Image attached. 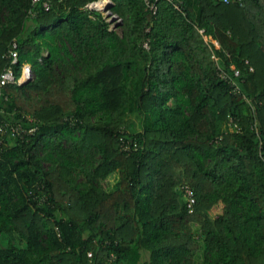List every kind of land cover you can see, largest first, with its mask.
<instances>
[{"label": "trees", "instance_id": "trees-1", "mask_svg": "<svg viewBox=\"0 0 264 264\" xmlns=\"http://www.w3.org/2000/svg\"><path fill=\"white\" fill-rule=\"evenodd\" d=\"M93 1L0 0V264H264V0Z\"/></svg>", "mask_w": 264, "mask_h": 264}, {"label": "built area", "instance_id": "built-area-1", "mask_svg": "<svg viewBox=\"0 0 264 264\" xmlns=\"http://www.w3.org/2000/svg\"><path fill=\"white\" fill-rule=\"evenodd\" d=\"M240 1V0H238ZM148 2V1H147ZM224 2L228 3V0H224ZM38 3H41L43 9L45 11H48L50 8V3L51 0H31V4L36 5ZM102 3V6H98L97 4ZM110 0H97V1H93L90 2L86 5V8L89 10H94V11H103L100 12L103 15V18L110 23V30H115L116 29V25L118 23H120V18H118L116 15L111 14L109 11V5H110ZM101 7V8H100ZM148 10L151 12L152 15H155L157 12V6L155 4H148ZM105 12V13H104ZM30 13V11H29ZM114 27V28H113ZM201 33H203V31H200ZM205 41L208 43H211L215 49H218L219 46L217 44V42L215 40H212L210 37H205ZM144 47H147L146 44H144ZM17 43L15 41H13L11 43V46L8 50V55L9 58L11 60V64L16 63L17 61V57H18V51H17ZM214 58V55L212 56ZM248 62H246L247 64ZM231 71L233 72V76L237 77L239 75V71H237L233 66H231ZM222 78H225V75H222ZM33 79V73L31 70L30 65L25 64L22 66L21 68V72L19 77L17 78L15 76L14 70L12 69V67H7L5 68L2 73L0 74V86H4V85H8V84H17V85H21L24 84L30 80ZM0 96H2V93L0 91ZM7 99V97L5 96V100ZM28 122H31V119H26ZM232 127H236L235 125ZM36 131V127L33 125H25L21 122H17V123H11V122H0V157H1V153H2V146L4 144H6V136H8V138H21L23 139V137L27 136V135H31ZM185 193H186V198L188 199V204L187 207L188 209L191 211L192 210V206L194 204V198H193V194L192 191L189 190L188 188L185 189ZM88 258L92 257V254L89 252L87 254Z\"/></svg>", "mask_w": 264, "mask_h": 264}, {"label": "rangeland", "instance_id": "rangeland-1", "mask_svg": "<svg viewBox=\"0 0 264 264\" xmlns=\"http://www.w3.org/2000/svg\"><path fill=\"white\" fill-rule=\"evenodd\" d=\"M103 13V11H100ZM105 13V12H104ZM116 29L118 31V33H121V28H122V25H121V21L120 23H118L116 26ZM114 28V27H113ZM221 208H222V205L221 203H217L215 207H213L210 211V215L212 217L216 216V215H219L221 213Z\"/></svg>", "mask_w": 264, "mask_h": 264}, {"label": "bare ground", "instance_id": "bare-ground-1", "mask_svg": "<svg viewBox=\"0 0 264 264\" xmlns=\"http://www.w3.org/2000/svg\"><path fill=\"white\" fill-rule=\"evenodd\" d=\"M97 5H98V6H102L103 4H102V3H100V4L98 3ZM100 8H101V7H100Z\"/></svg>", "mask_w": 264, "mask_h": 264}]
</instances>
